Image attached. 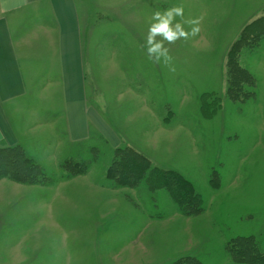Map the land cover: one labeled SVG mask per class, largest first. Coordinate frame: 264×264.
Returning <instances> with one entry per match:
<instances>
[{
    "label": "rangeland",
    "instance_id": "1",
    "mask_svg": "<svg viewBox=\"0 0 264 264\" xmlns=\"http://www.w3.org/2000/svg\"><path fill=\"white\" fill-rule=\"evenodd\" d=\"M86 1L88 100L108 129L97 119L78 143L76 179L65 159L43 167L47 184L0 182V264H242L227 244L247 236L264 252V0ZM175 5L202 20L198 36L166 45L170 72L142 46L153 12ZM244 30L233 94L229 52ZM123 146L185 177L201 211L183 214L145 180L114 185L106 172Z\"/></svg>",
    "mask_w": 264,
    "mask_h": 264
},
{
    "label": "crops",
    "instance_id": "2",
    "mask_svg": "<svg viewBox=\"0 0 264 264\" xmlns=\"http://www.w3.org/2000/svg\"><path fill=\"white\" fill-rule=\"evenodd\" d=\"M87 8L86 0H0V143L21 146L41 167L75 157L102 119L88 100ZM11 182L14 192L25 185Z\"/></svg>",
    "mask_w": 264,
    "mask_h": 264
},
{
    "label": "trees",
    "instance_id": "3",
    "mask_svg": "<svg viewBox=\"0 0 264 264\" xmlns=\"http://www.w3.org/2000/svg\"><path fill=\"white\" fill-rule=\"evenodd\" d=\"M247 34L248 32L244 30L240 39L229 52L228 89L234 90L233 94L235 90L241 89L242 79H246L244 71L235 65L234 55L239 42L246 37L248 40L249 34ZM233 94L231 96L235 97ZM85 167L86 165L82 166L66 160L62 165V170L65 172V177L69 178L81 173ZM106 175L118 187H133L138 182L145 180L154 189L165 188L185 215L201 211V198L195 193L191 183L185 177L173 170H163L152 166L144 155L131 147L123 146L114 149ZM2 178L27 185L46 184L52 181V178L39 164L26 156L21 146L0 143V179ZM227 248L232 259L236 262L264 264V252L258 249L256 240L252 236L236 237L228 242ZM182 263L183 260L179 259L173 264ZM193 263L197 264L195 260Z\"/></svg>",
    "mask_w": 264,
    "mask_h": 264
},
{
    "label": "clouds",
    "instance_id": "4",
    "mask_svg": "<svg viewBox=\"0 0 264 264\" xmlns=\"http://www.w3.org/2000/svg\"><path fill=\"white\" fill-rule=\"evenodd\" d=\"M177 17L180 20H177ZM202 17L184 19L183 5H175L163 11L153 12L147 30L145 44L142 46L147 58L155 64H161L170 72H175L174 58L170 48L179 40L187 41L199 35ZM185 25L188 27L186 28Z\"/></svg>",
    "mask_w": 264,
    "mask_h": 264
}]
</instances>
